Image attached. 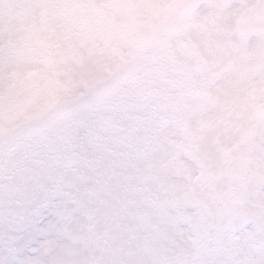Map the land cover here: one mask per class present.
Here are the masks:
<instances>
[{
    "label": "snow or ice",
    "instance_id": "obj_1",
    "mask_svg": "<svg viewBox=\"0 0 264 264\" xmlns=\"http://www.w3.org/2000/svg\"><path fill=\"white\" fill-rule=\"evenodd\" d=\"M0 264H264V0H0Z\"/></svg>",
    "mask_w": 264,
    "mask_h": 264
}]
</instances>
